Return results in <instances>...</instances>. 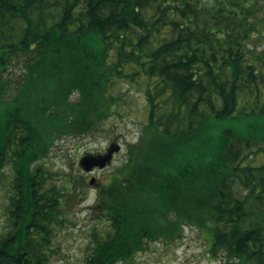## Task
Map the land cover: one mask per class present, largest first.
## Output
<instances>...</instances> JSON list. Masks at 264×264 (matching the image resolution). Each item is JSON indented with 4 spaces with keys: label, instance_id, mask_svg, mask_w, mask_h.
Returning a JSON list of instances; mask_svg holds the SVG:
<instances>
[{
    "label": "trees",
    "instance_id": "obj_1",
    "mask_svg": "<svg viewBox=\"0 0 264 264\" xmlns=\"http://www.w3.org/2000/svg\"><path fill=\"white\" fill-rule=\"evenodd\" d=\"M122 81L145 94L147 120L96 185L78 264L127 262L190 223L213 258L264 264V0H0V173L12 188L0 264H51L97 178L46 158L120 114Z\"/></svg>",
    "mask_w": 264,
    "mask_h": 264
},
{
    "label": "rangeland",
    "instance_id": "obj_2",
    "mask_svg": "<svg viewBox=\"0 0 264 264\" xmlns=\"http://www.w3.org/2000/svg\"><path fill=\"white\" fill-rule=\"evenodd\" d=\"M115 94L120 96V114L113 116L103 130L93 138H67L57 142L46 158L49 166L60 175L69 170L83 172L89 182L94 176L96 181L89 184L86 199H81L74 210L68 214L72 223L59 231L54 240V248L50 250L51 264H78L82 261L86 247L92 242L91 233L96 223L95 205L96 185L105 181L106 176L126 159V146L138 139L142 123L147 120L148 106L145 94L126 81L119 82ZM111 144L120 146L114 152L111 162L105 168L94 167L84 170L80 159L90 154H105ZM80 169V170H79ZM8 171L0 173V231L5 233L11 229L9 220L11 175ZM209 232H202L194 224H186L182 235L175 241L161 239L149 240L144 247L134 253L129 261H118L115 264H224V256H211L207 252Z\"/></svg>",
    "mask_w": 264,
    "mask_h": 264
},
{
    "label": "water",
    "instance_id": "obj_3",
    "mask_svg": "<svg viewBox=\"0 0 264 264\" xmlns=\"http://www.w3.org/2000/svg\"><path fill=\"white\" fill-rule=\"evenodd\" d=\"M120 146H116V145H112V147H110L108 149V152L106 154H101V155H84L82 157L81 160V165L83 166V168H85V170H90L93 169L96 166L99 167H104L107 165V163L111 160L112 158V154L115 150H119ZM95 180V178H92L93 182Z\"/></svg>",
    "mask_w": 264,
    "mask_h": 264
}]
</instances>
